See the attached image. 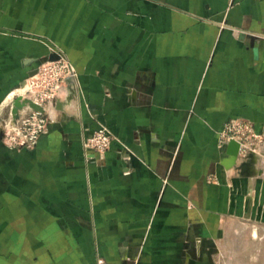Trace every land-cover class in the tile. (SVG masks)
Listing matches in <instances>:
<instances>
[{
    "label": "crops",
    "instance_id": "0c3cea01",
    "mask_svg": "<svg viewBox=\"0 0 264 264\" xmlns=\"http://www.w3.org/2000/svg\"><path fill=\"white\" fill-rule=\"evenodd\" d=\"M77 69L34 149L0 139V264H264V0H0V104ZM101 127L111 148L88 160Z\"/></svg>",
    "mask_w": 264,
    "mask_h": 264
},
{
    "label": "built area",
    "instance_id": "2783aa9c",
    "mask_svg": "<svg viewBox=\"0 0 264 264\" xmlns=\"http://www.w3.org/2000/svg\"><path fill=\"white\" fill-rule=\"evenodd\" d=\"M57 60H49L39 69L38 73L28 82L35 96L34 103L38 109L26 107L30 114L23 115L19 121L9 123L5 130V139L9 146L14 148L35 147L42 136L50 130V118L42 110L54 108L60 99L67 80L77 78L76 67L63 54L57 50ZM45 106H44V105ZM42 108L41 111H39ZM4 136V135H3ZM221 146L232 141L239 144L237 160H246L256 154H261L264 147V136L257 132L254 124L248 120L235 119L228 122L219 132ZM115 140L112 132L101 127L87 136L84 140V152L88 160H93L96 155L103 156Z\"/></svg>",
    "mask_w": 264,
    "mask_h": 264
},
{
    "label": "rangeland",
    "instance_id": "374dc122",
    "mask_svg": "<svg viewBox=\"0 0 264 264\" xmlns=\"http://www.w3.org/2000/svg\"><path fill=\"white\" fill-rule=\"evenodd\" d=\"M54 50H57L58 53L62 54V52L60 51V48H57V47L53 46V51ZM50 54H52V51H51ZM49 55L45 56L44 59L39 63L37 69L35 70L36 73L31 74L29 77H27L23 81L22 84H20L19 86L13 88L6 95V98L3 100V102L0 104V139H1L2 143L7 148L16 149V150L34 149L38 145L37 144L33 148H30V147H27V146L23 147V148L11 147V146L8 145V143H7L6 139H5V131H3V130H5L6 126L9 123L12 122V123L15 124L17 121H19V119H21L23 117V115L30 114L31 110L29 111L27 109L28 107H31L32 109H35V110L38 109V106L33 101V100H35V96H34V93L32 92L33 90L31 88L29 89L28 82H29V80L32 77H34L38 73L39 69L42 68L45 65V63L47 61V57H49ZM13 95H15V96H13ZM10 96H11L12 100L7 101ZM41 110H42V108L39 111H41ZM42 112H45L49 116V109L47 111L46 110H42Z\"/></svg>",
    "mask_w": 264,
    "mask_h": 264
},
{
    "label": "water",
    "instance_id": "95a60500",
    "mask_svg": "<svg viewBox=\"0 0 264 264\" xmlns=\"http://www.w3.org/2000/svg\"><path fill=\"white\" fill-rule=\"evenodd\" d=\"M59 57L60 56L58 54L52 53V54L49 55L48 59L53 61V60L59 59ZM34 73H36V71L33 72V74ZM228 149H229L228 150L229 153L233 156L234 161L236 162L237 156H238V152H239V144L236 141H232V142L229 143Z\"/></svg>",
    "mask_w": 264,
    "mask_h": 264
},
{
    "label": "bare ground",
    "instance_id": "6f19581e",
    "mask_svg": "<svg viewBox=\"0 0 264 264\" xmlns=\"http://www.w3.org/2000/svg\"><path fill=\"white\" fill-rule=\"evenodd\" d=\"M13 96H15V95H13ZM12 98H13V97H12ZM9 100H12V99H11V96L8 98V100H7V101H9Z\"/></svg>",
    "mask_w": 264,
    "mask_h": 264
}]
</instances>
